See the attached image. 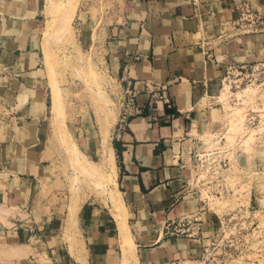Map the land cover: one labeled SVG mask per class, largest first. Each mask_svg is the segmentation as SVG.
Returning <instances> with one entry per match:
<instances>
[{
	"label": "crops",
	"instance_id": "crops-1",
	"mask_svg": "<svg viewBox=\"0 0 264 264\" xmlns=\"http://www.w3.org/2000/svg\"><path fill=\"white\" fill-rule=\"evenodd\" d=\"M113 2L106 48L123 95L112 149L116 191L135 244L128 259L184 263L203 241L187 232L203 233L215 220L191 188L201 143L214 125L213 100L232 67L264 74V22L244 31L234 21L245 6L264 20V0ZM42 3L0 0V206L11 213L0 217V244L23 251L2 262L125 264L110 201L80 203L74 220L73 205L63 208L67 199L45 138L51 90Z\"/></svg>",
	"mask_w": 264,
	"mask_h": 264
},
{
	"label": "rangeland",
	"instance_id": "rangeland-1",
	"mask_svg": "<svg viewBox=\"0 0 264 264\" xmlns=\"http://www.w3.org/2000/svg\"><path fill=\"white\" fill-rule=\"evenodd\" d=\"M113 4L42 3L43 65L51 90L45 138L52 173L67 199L63 208L68 203L76 208L89 199L108 205L116 192L111 148L123 95L110 73L106 48V17ZM49 28L56 31L55 37L46 42ZM229 80L213 100L214 125L201 143L191 185L215 220L203 233L197 227L187 232H196L203 241L195 257L180 264H264V74L261 69L248 70ZM56 100L59 112L54 110ZM83 155L94 164H86ZM0 215L11 213L6 208ZM7 250L11 249L0 244V264L12 256ZM16 250L23 254L20 247ZM131 263L132 259L125 262Z\"/></svg>",
	"mask_w": 264,
	"mask_h": 264
},
{
	"label": "bare ground",
	"instance_id": "bare-ground-1",
	"mask_svg": "<svg viewBox=\"0 0 264 264\" xmlns=\"http://www.w3.org/2000/svg\"><path fill=\"white\" fill-rule=\"evenodd\" d=\"M66 23V22H65ZM63 25V24H62ZM65 26H62L61 28H64ZM51 28V27H50ZM49 28V29H50ZM65 29V28H64ZM55 32L56 31H53V30H49L46 35H45V40L46 42H48L50 39L53 40L54 37H55ZM54 36V37H53ZM53 37V39H52ZM46 45V44H45ZM56 89V88H55ZM56 92V91H55ZM60 97V96H59ZM60 99V98H59ZM60 101V100H59ZM60 103L56 100L55 104H54V110L55 112H59L60 110ZM61 114V113H60ZM109 130V129H108ZM107 131V130H106ZM68 143V142H67ZM72 143V142H71ZM70 143V144H71ZM70 144L68 145L70 147ZM76 147V146H75ZM105 147H107V141H105ZM111 152H112V155L113 154V149L111 148ZM79 154H81V152H79ZM83 161L86 163V164H89L90 163L92 164L93 162L91 160H89V158H87L86 156L83 155ZM114 160V159H113ZM112 160V171H111V178H114L116 179V175H117V168H116V165L114 163V161ZM79 161V160H78ZM94 164V163H93ZM82 165V164H81ZM80 167V166H79ZM87 168V167H86ZM79 170V169H78ZM85 171V170H84ZM94 172V171H93ZM92 172V173H93ZM86 173V172H85ZM96 173V172H95ZM87 174L90 175V173L88 172ZM115 186H117V183H116V180H115ZM111 204L114 208V215L116 216V218L119 220V225H120V228H121V241L123 243V249H124V252H125V262L126 260L129 258V257H134L135 256V244L132 240V238L130 237V231H129V228H128V225L127 223L124 221V213H125V205L122 201V198H121V194L116 191L115 194L111 195ZM2 207V206H1ZM73 206H71V215H72V219L74 217V214H75V209L73 208ZM5 208V207H4ZM4 208H0V211H4L5 209ZM4 217V215H0V217ZM75 218V217H74ZM74 220V219H73ZM72 222V221H71ZM22 246V245H21ZM8 248H10L11 250H7L6 251V254L8 253V255H12L14 254L15 255H19L18 253L19 252H15L17 251L16 249H19V247H16V246H7ZM25 249V248H24ZM22 254V253H21ZM10 256V257H12ZM13 256V257H14ZM139 262V261H138Z\"/></svg>",
	"mask_w": 264,
	"mask_h": 264
},
{
	"label": "built area",
	"instance_id": "built-area-1",
	"mask_svg": "<svg viewBox=\"0 0 264 264\" xmlns=\"http://www.w3.org/2000/svg\"><path fill=\"white\" fill-rule=\"evenodd\" d=\"M239 10L240 16L236 21H234V27H237L244 31H258L263 26V18L253 13L249 7L245 6ZM245 71H247L245 68L232 67L228 71V75L225 79V82L231 79V77H241ZM242 79L243 77L238 79L236 82L241 81ZM228 82L232 84V82L234 81L229 80Z\"/></svg>",
	"mask_w": 264,
	"mask_h": 264
}]
</instances>
